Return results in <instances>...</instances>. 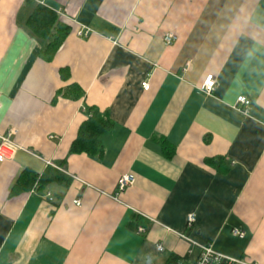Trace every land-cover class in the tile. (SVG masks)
<instances>
[{
    "label": "crops",
    "instance_id": "1",
    "mask_svg": "<svg viewBox=\"0 0 264 264\" xmlns=\"http://www.w3.org/2000/svg\"><path fill=\"white\" fill-rule=\"evenodd\" d=\"M38 5L70 27L52 60L27 27ZM0 105L19 146L0 161V264H194L181 235L264 264V0H0ZM90 107L113 122L104 153L70 154ZM50 167L69 185L20 180Z\"/></svg>",
    "mask_w": 264,
    "mask_h": 264
},
{
    "label": "trees",
    "instance_id": "2",
    "mask_svg": "<svg viewBox=\"0 0 264 264\" xmlns=\"http://www.w3.org/2000/svg\"><path fill=\"white\" fill-rule=\"evenodd\" d=\"M27 27L36 37L44 40L45 47L41 51V55L46 60H52L54 58L70 33L69 25L59 19L58 13L42 5L34 8L27 20ZM61 73L64 78L69 75L66 69H63ZM59 93L73 99H78L83 95L82 89L75 83L70 85L69 88L59 91ZM88 113L89 118L82 123L77 138L71 144L70 154L86 153L91 156L100 157L104 153L101 140L102 135L112 129L113 122L106 113L101 112L95 107L88 108ZM160 141L164 155L171 157L174 153V147L166 139ZM29 173L28 171L23 172L20 180L28 175L32 177L30 180L37 182L41 189L52 183H61L68 186L71 181L69 176L51 167L42 175H29ZM33 185L34 183H31L27 188ZM164 264L190 263L180 256L172 254L166 259ZM217 264L227 263L226 261H221Z\"/></svg>",
    "mask_w": 264,
    "mask_h": 264
},
{
    "label": "built area",
    "instance_id": "3",
    "mask_svg": "<svg viewBox=\"0 0 264 264\" xmlns=\"http://www.w3.org/2000/svg\"><path fill=\"white\" fill-rule=\"evenodd\" d=\"M80 36H87L89 33V29L83 26V29H80L77 32ZM176 39V35L173 32H169L165 36V42L167 44H171L174 40ZM144 88L148 89L149 84L148 83H143ZM218 85V81L216 77L212 74L208 75L205 80L203 81V85L201 87V91L205 93L206 95H209L213 92L215 87ZM238 105H243V106H248L250 104V100H248L245 96H240L237 100ZM1 109V105H0ZM17 130L13 129L11 131V134H16ZM18 145L12 141L9 137L6 136H0V161H5L7 159L12 158L14 155L15 151L18 149ZM136 178L133 174L131 173H124L119 176L118 178V192L121 193L123 192L128 186L132 185L135 182ZM76 205L81 204V199L78 198L74 201ZM196 221V215L195 214H190L187 218V224L189 226H192L193 223ZM139 232H144L145 229L140 227ZM234 234L238 236H242V232L240 230H234ZM182 237L190 240L194 244H196L199 249H200V254L199 257L196 260L195 264H217L221 261H226L227 264H246L245 262L241 260H236L233 258L226 257L216 251L213 250V248L210 245H203V244H198L197 242H194L193 240L189 239L185 235H181ZM159 250H162V246L158 245L157 246Z\"/></svg>",
    "mask_w": 264,
    "mask_h": 264
},
{
    "label": "water",
    "instance_id": "4",
    "mask_svg": "<svg viewBox=\"0 0 264 264\" xmlns=\"http://www.w3.org/2000/svg\"><path fill=\"white\" fill-rule=\"evenodd\" d=\"M145 264H151V258L150 257H147V261Z\"/></svg>",
    "mask_w": 264,
    "mask_h": 264
}]
</instances>
